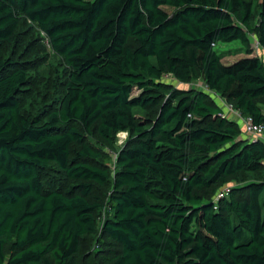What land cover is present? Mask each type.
Instances as JSON below:
<instances>
[{
  "label": "trees",
  "instance_id": "obj_1",
  "mask_svg": "<svg viewBox=\"0 0 264 264\" xmlns=\"http://www.w3.org/2000/svg\"><path fill=\"white\" fill-rule=\"evenodd\" d=\"M22 17L68 73L44 120L22 110L26 69L0 58V264H74L96 233L95 190L110 182L112 159L85 143L94 128L111 144L135 133L115 162L99 245L120 250L105 264H264V142L243 139L210 98L264 124V59L253 45L264 48V0H0V45ZM235 40L233 51L216 47ZM165 75L200 76L210 91L164 95ZM154 106L150 124L138 110ZM53 168L68 181L47 179ZM239 175L245 183L231 185Z\"/></svg>",
  "mask_w": 264,
  "mask_h": 264
},
{
  "label": "rangeland",
  "instance_id": "obj_2",
  "mask_svg": "<svg viewBox=\"0 0 264 264\" xmlns=\"http://www.w3.org/2000/svg\"><path fill=\"white\" fill-rule=\"evenodd\" d=\"M256 10L258 11L259 7ZM253 45L264 59V48L259 46L255 37L253 38ZM216 47L222 51H233L241 47V42L239 40L220 42ZM0 58L12 59L19 66L26 69L28 82L22 87L19 93L22 110L27 115L46 120L48 114L59 106L64 94V83L68 73L65 61L54 51L46 33L37 23L22 17L13 38L4 41L0 45ZM162 82L168 88L164 95H167L172 89L177 88H197L210 91L200 76H195L189 81L184 82L176 80L171 75H165L162 78ZM210 93V98L213 103L219 104L221 101L220 97L222 96L213 91H210ZM158 110L159 106H154L147 109H139L138 111L151 124V121L156 118ZM134 135L135 133L129 131L119 132L113 144L106 141L95 128L92 133L86 135L85 143L91 146L101 156V159L104 157L112 159L109 164L111 180L104 186L96 187L95 195L103 202L104 209L98 216L96 233L82 239L80 249L74 259V264H105L120 250L116 244L105 243L99 245V235L105 219L111 216L109 199L113 192V176L115 175L114 168L117 155L127 144L128 139ZM241 137L243 139L248 138L244 135ZM74 148L79 150L82 148V144L75 143ZM86 161L96 165L102 164V160L86 159ZM45 175L47 179L58 184L68 181L65 175L56 168L46 171ZM245 178L247 176L239 175L237 178L230 179V184L239 186L245 183ZM230 184L220 188L214 195V198L225 193ZM102 237L106 240L104 234H102Z\"/></svg>",
  "mask_w": 264,
  "mask_h": 264
},
{
  "label": "built area",
  "instance_id": "obj_3",
  "mask_svg": "<svg viewBox=\"0 0 264 264\" xmlns=\"http://www.w3.org/2000/svg\"><path fill=\"white\" fill-rule=\"evenodd\" d=\"M220 100L221 101L219 102V105L223 108L222 111L224 117L236 121L241 126V130L244 136L248 137L251 140H261L262 142H264L263 123L255 122L252 116L243 114V112L239 108L235 107L232 102H229L225 98L220 97ZM227 194V191L220 194V198Z\"/></svg>",
  "mask_w": 264,
  "mask_h": 264
}]
</instances>
